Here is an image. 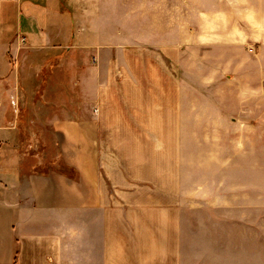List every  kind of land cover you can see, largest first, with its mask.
<instances>
[{
	"label": "crops",
	"instance_id": "1",
	"mask_svg": "<svg viewBox=\"0 0 264 264\" xmlns=\"http://www.w3.org/2000/svg\"><path fill=\"white\" fill-rule=\"evenodd\" d=\"M249 7L185 43L116 38L131 13L115 0H0V264H194L185 139H242L243 113L264 117V9ZM35 121L52 137L24 139Z\"/></svg>",
	"mask_w": 264,
	"mask_h": 264
},
{
	"label": "rangeland",
	"instance_id": "2",
	"mask_svg": "<svg viewBox=\"0 0 264 264\" xmlns=\"http://www.w3.org/2000/svg\"><path fill=\"white\" fill-rule=\"evenodd\" d=\"M250 4L258 12L264 9V0H115L116 9L131 13L115 17L127 23L123 29L116 27L115 35L120 40L178 38L187 43L206 29L233 32ZM195 66L202 70L201 63ZM188 70L194 67L184 66ZM243 114L242 139H234L230 127L185 139L184 151L192 159L184 167L181 191L184 263L236 264L245 262L252 250H258L259 260L264 258V117H259L258 127H250V112ZM34 123L23 131L24 139L52 137V129ZM28 150L26 144L19 148L24 154Z\"/></svg>",
	"mask_w": 264,
	"mask_h": 264
},
{
	"label": "built area",
	"instance_id": "3",
	"mask_svg": "<svg viewBox=\"0 0 264 264\" xmlns=\"http://www.w3.org/2000/svg\"><path fill=\"white\" fill-rule=\"evenodd\" d=\"M21 42L25 43V38L24 37L21 38Z\"/></svg>",
	"mask_w": 264,
	"mask_h": 264
}]
</instances>
